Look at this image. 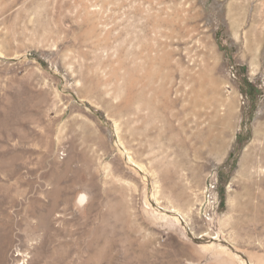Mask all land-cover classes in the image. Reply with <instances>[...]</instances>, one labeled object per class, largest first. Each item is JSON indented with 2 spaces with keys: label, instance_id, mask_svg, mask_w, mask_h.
Masks as SVG:
<instances>
[{
  "label": "rangeland",
  "instance_id": "obj_1",
  "mask_svg": "<svg viewBox=\"0 0 264 264\" xmlns=\"http://www.w3.org/2000/svg\"><path fill=\"white\" fill-rule=\"evenodd\" d=\"M150 195L264 264V0H0V264H215Z\"/></svg>",
  "mask_w": 264,
  "mask_h": 264
},
{
  "label": "water",
  "instance_id": "obj_2",
  "mask_svg": "<svg viewBox=\"0 0 264 264\" xmlns=\"http://www.w3.org/2000/svg\"><path fill=\"white\" fill-rule=\"evenodd\" d=\"M127 164L136 171V168L134 166L129 163ZM136 172H140L142 173V176H146L142 171L137 170ZM84 194L85 203L88 196L85 192ZM151 195L148 196V198L151 203L154 215L162 219L165 222L164 225H166L167 227L176 226L180 231L181 236L189 240L193 243V245L196 246V250L199 254L210 258L215 264H220L219 262H222L220 261L222 259L225 260V262H222L223 264H253L249 260V252L239 249L226 240L222 231L217 227L216 214H214L212 218L206 217V221L208 222L209 227L215 232V236L210 235L209 233L195 235L190 229L189 224H187L179 214L162 206H157ZM158 214L163 215L164 218L158 216Z\"/></svg>",
  "mask_w": 264,
  "mask_h": 264
},
{
  "label": "bare ground",
  "instance_id": "obj_3",
  "mask_svg": "<svg viewBox=\"0 0 264 264\" xmlns=\"http://www.w3.org/2000/svg\"><path fill=\"white\" fill-rule=\"evenodd\" d=\"M84 199H85V195L84 194H80L79 197H78V200L80 202H82Z\"/></svg>",
  "mask_w": 264,
  "mask_h": 264
},
{
  "label": "built area",
  "instance_id": "obj_4",
  "mask_svg": "<svg viewBox=\"0 0 264 264\" xmlns=\"http://www.w3.org/2000/svg\"><path fill=\"white\" fill-rule=\"evenodd\" d=\"M214 186H215V185H213L212 187H214ZM215 201H216V200H215L214 198H212V204H211L212 207H214ZM216 204H217V203H216Z\"/></svg>",
  "mask_w": 264,
  "mask_h": 264
},
{
  "label": "trees",
  "instance_id": "obj_5",
  "mask_svg": "<svg viewBox=\"0 0 264 264\" xmlns=\"http://www.w3.org/2000/svg\"><path fill=\"white\" fill-rule=\"evenodd\" d=\"M221 197H222V200H221V202L223 201V195H222V193H221Z\"/></svg>",
  "mask_w": 264,
  "mask_h": 264
}]
</instances>
